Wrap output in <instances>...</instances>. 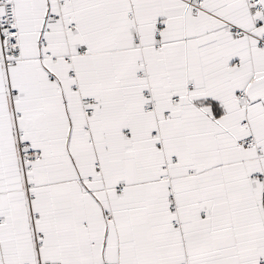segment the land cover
<instances>
[{
    "label": "snow or ice",
    "instance_id": "obj_1",
    "mask_svg": "<svg viewBox=\"0 0 264 264\" xmlns=\"http://www.w3.org/2000/svg\"><path fill=\"white\" fill-rule=\"evenodd\" d=\"M0 264H264V0H0Z\"/></svg>",
    "mask_w": 264,
    "mask_h": 264
}]
</instances>
